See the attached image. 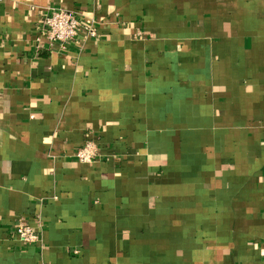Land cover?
Returning <instances> with one entry per match:
<instances>
[{"label":"crops","instance_id":"obj_1","mask_svg":"<svg viewBox=\"0 0 264 264\" xmlns=\"http://www.w3.org/2000/svg\"><path fill=\"white\" fill-rule=\"evenodd\" d=\"M0 264H264V0H0Z\"/></svg>","mask_w":264,"mask_h":264},{"label":"built area","instance_id":"obj_2","mask_svg":"<svg viewBox=\"0 0 264 264\" xmlns=\"http://www.w3.org/2000/svg\"><path fill=\"white\" fill-rule=\"evenodd\" d=\"M41 32L49 43L66 44L74 42L79 34L93 37L96 35L92 24L84 22L79 14L64 9H51L41 20ZM98 155L97 142L86 139L73 153V156L81 163H91ZM11 235L16 237L23 244H30L36 241L38 235L33 225L19 223Z\"/></svg>","mask_w":264,"mask_h":264}]
</instances>
